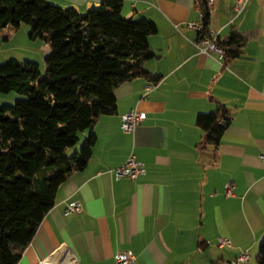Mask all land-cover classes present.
Wrapping results in <instances>:
<instances>
[{"label": "crops", "instance_id": "0c3cea01", "mask_svg": "<svg viewBox=\"0 0 264 264\" xmlns=\"http://www.w3.org/2000/svg\"><path fill=\"white\" fill-rule=\"evenodd\" d=\"M46 1L84 13L102 0ZM120 1L123 17L156 26L147 38L154 57L143 65L157 82L134 78L113 91L115 112L90 130L95 142L86 166L59 187L16 263L114 264L116 253L128 251L135 264H257L264 238V0H250L237 16L235 0H213L207 30L222 44L231 34L241 39L239 54L229 58L196 50L198 33L187 25L197 21L200 0ZM29 30H0V63L29 61L44 70L48 46ZM7 100L0 97V106ZM218 108L229 118L214 148L195 125L198 115ZM131 110L145 119L123 134L120 116ZM88 135L80 134V143ZM130 155L144 173L115 181L110 171ZM72 202L81 210L66 214ZM221 239L231 247H220ZM241 254L248 259L240 263Z\"/></svg>", "mask_w": 264, "mask_h": 264}, {"label": "trees", "instance_id": "16d2710c", "mask_svg": "<svg viewBox=\"0 0 264 264\" xmlns=\"http://www.w3.org/2000/svg\"><path fill=\"white\" fill-rule=\"evenodd\" d=\"M199 9L207 34L204 0ZM121 12L120 0H102L84 13L46 0H0V30L27 25L29 37L49 50L43 75L34 62L0 64V94L22 97L0 106V264H17L59 187L86 166L95 142L90 130L115 112L113 91L134 78L157 82L143 65L154 57L147 38L156 26ZM217 44L223 58L236 57L241 39L231 34ZM228 118L223 108L197 116L204 144L217 147ZM85 132L79 152L67 156ZM256 253L264 264V238Z\"/></svg>", "mask_w": 264, "mask_h": 264}, {"label": "built area", "instance_id": "2783aa9c", "mask_svg": "<svg viewBox=\"0 0 264 264\" xmlns=\"http://www.w3.org/2000/svg\"><path fill=\"white\" fill-rule=\"evenodd\" d=\"M250 0H235V3L233 5L232 10L234 11L235 15H239L245 8L246 4ZM213 0H204L205 9L204 11L207 12V14H210V9L212 7ZM203 15L200 13L197 21L189 23L187 27L189 29H193L198 33V40L196 42V50L200 54L208 55L210 53H216L219 58L223 57V50L219 48L218 46V36H216V33H212L207 30V34H202L203 32ZM200 35V36H199ZM148 89V88H147ZM145 89L146 91H148ZM145 114L142 112H138L135 110H131L128 113L120 116V131L123 134H130L133 131V128H135L139 123H141L145 119ZM260 160L264 164V154L260 155ZM143 165L136 161L135 157L133 155H130L125 162L120 165L118 168H114L110 171V174L112 175L113 179L115 181H118L122 178H127L130 181L137 179L140 175L144 173ZM230 186L227 185L225 188L226 195H232V192L230 190ZM66 214H76L80 212V205L78 203L72 202L69 203L66 208H64ZM220 247H231L230 241L227 239H221L218 241ZM134 255L128 251L126 252H118L114 255L112 259H114V264H135V258H133ZM248 259V257L245 254H241L238 258V262H244ZM70 264H75V261L73 259L70 260Z\"/></svg>", "mask_w": 264, "mask_h": 264}, {"label": "rangeland", "instance_id": "374dc122", "mask_svg": "<svg viewBox=\"0 0 264 264\" xmlns=\"http://www.w3.org/2000/svg\"><path fill=\"white\" fill-rule=\"evenodd\" d=\"M0 64H2V63H0ZM43 68V67H42ZM42 68H40V70H41V72H40V74L41 75H43V73H44V70L42 69ZM0 97H6L8 100L6 101L7 103H4V104H6V105H13L14 104V102L16 101V100H18V99H21L22 97L21 96H18L15 92H9V93H7V94H0ZM82 143V142H81ZM80 139H79V141H78V144H75V146L74 147H72V148H70V149H67V151H66V155L67 156H72L73 154H74V149H76V148H78V152H79V148H80Z\"/></svg>", "mask_w": 264, "mask_h": 264}]
</instances>
